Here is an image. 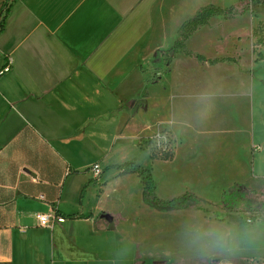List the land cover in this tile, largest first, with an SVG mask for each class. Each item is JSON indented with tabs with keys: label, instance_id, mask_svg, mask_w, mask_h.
I'll use <instances>...</instances> for the list:
<instances>
[{
	"label": "crops",
	"instance_id": "0c3cea01",
	"mask_svg": "<svg viewBox=\"0 0 264 264\" xmlns=\"http://www.w3.org/2000/svg\"><path fill=\"white\" fill-rule=\"evenodd\" d=\"M175 2L8 1L0 30V67L4 56L12 59L10 71L0 77V264H167L166 259H173L167 253L170 247L162 246L156 236H147L150 226L145 217L205 214L160 213L144 205L140 177L112 168L118 164L106 161L100 149L110 130L115 139L121 137L122 146L129 144L118 133L146 116L153 99L160 113L170 118L156 123L176 129L193 153L200 141L224 146L222 152L226 141H233L238 157L250 145L254 149L252 177L247 184L231 186L240 184L264 193V139L259 136L264 133V81L256 74L259 64L233 71L231 86L218 94L204 87L197 95L187 78L186 93L146 96L145 63L171 47L179 26L199 8L213 5L196 9L200 0H188L182 7H174ZM173 17L183 21L166 27L165 21ZM180 59L208 67L238 65L235 58L236 63L210 66L184 56L174 57L169 64ZM184 96L186 103H179ZM220 102L231 104L238 115L231 127L216 111L214 104ZM132 146L136 147V141ZM121 161L131 163L124 156ZM95 165L100 170L97 177L92 171ZM150 175L159 200L191 193H173L164 188L162 178H154L152 171ZM130 176L141 186V209L135 218L123 207L124 182ZM229 187L215 202L191 194L215 204ZM50 212L63 217L64 223L40 227L36 217ZM258 229H264V224ZM258 257L246 256L229 264H252L263 260L264 254ZM224 260L207 264H226Z\"/></svg>",
	"mask_w": 264,
	"mask_h": 264
},
{
	"label": "rangeland",
	"instance_id": "374dc122",
	"mask_svg": "<svg viewBox=\"0 0 264 264\" xmlns=\"http://www.w3.org/2000/svg\"><path fill=\"white\" fill-rule=\"evenodd\" d=\"M187 1L176 0L172 4L174 7H182L187 4ZM200 1L196 9L207 4L227 8L242 0ZM1 18L3 19V17ZM182 21L183 18L176 20L173 17L165 21V26L173 27ZM187 48L208 59L235 58L238 61L237 68L233 66H200L193 61L184 59L172 61L169 65L164 62L153 64L151 60H148L142 68L147 74L146 96L158 92H162L168 97L177 91L179 94H183L187 92V88L193 87V85L196 86L197 95L202 93L204 87L205 91L209 90L210 94H218L221 90L224 91L226 85L227 87L231 86L229 77L233 71L249 68L256 63L259 64L256 66L258 67L256 74L259 79L264 81V5L251 6L243 16L210 20L206 26L199 28L193 34L187 42ZM187 78L191 83L189 87L186 84ZM259 92V97H263V92ZM186 100L184 96L178 102L185 104ZM154 102L155 99L149 101V104L152 105L146 116L136 119L122 134L118 133L117 136H122L129 144L122 146L121 137L115 139L114 135L116 134L112 135L110 130V138L103 139L102 142L105 146L100 148L101 156L107 155L106 161L110 159V163L120 164L122 163L121 157L124 156L126 162H133L140 167L149 164L152 176L157 180L162 178L165 189L172 190L173 193L191 192L212 202L217 201L220 192L233 183L247 184L249 182L252 177L250 157L254 152L250 145L243 147L241 155L238 157L236 155L237 144L233 141H226L225 152H222L224 146L200 141L197 152L193 153L188 144L182 142L176 129L167 128L166 124L156 123L160 120L169 121L170 118L165 116L166 112L160 113L159 103L154 104ZM159 102L163 104L162 101ZM220 103L219 105L214 104L217 107L216 111L220 113L221 120L231 127L233 120H236L238 115L231 104ZM161 107L163 108V105ZM180 115L184 114L180 113ZM182 119H186V116ZM178 131L180 132V130ZM186 134L192 140L189 133ZM261 135H259L260 139H264V133ZM133 138L134 140H132ZM132 141H136V147L132 146ZM189 143L191 144V141ZM237 159L240 163L237 162ZM140 188L138 179L133 176L124 182L126 196L123 207H125L126 214L134 218L141 209H139ZM145 218L150 226V229L145 232L147 236H156L162 246L170 247L167 248V253H170L172 255L170 258L173 257V259H162L167 264H207V262L220 260L223 257L226 259L224 263L229 264L246 256L260 258L258 256L264 254V229H258L256 232L257 239H262L260 244H254L257 242L256 239L251 244H242L240 249L234 252L205 248L193 243L195 233L211 228L235 227L243 232L246 226L251 227L245 217L228 215L222 221H217L211 219L209 215L183 212L168 215H147ZM257 222L264 224V217L258 218L253 225H256ZM187 248H189L188 251H186ZM184 255L189 257L186 258Z\"/></svg>",
	"mask_w": 264,
	"mask_h": 264
},
{
	"label": "trees",
	"instance_id": "16d2710c",
	"mask_svg": "<svg viewBox=\"0 0 264 264\" xmlns=\"http://www.w3.org/2000/svg\"><path fill=\"white\" fill-rule=\"evenodd\" d=\"M8 1L9 0H5L0 8V30L3 26ZM262 5H264V0H244L225 9L213 5L199 8L190 19L184 21L179 26L176 39L171 47L165 51H158L153 55L152 63L160 64L164 62L165 64H169L176 56H184L198 63H205L210 66L226 62L236 63L232 58L206 59L202 55L189 51L186 48V42L199 28L206 26L212 19H227L244 15L249 11L251 6ZM1 17H3V19ZM112 168L127 173H136L143 183V204L160 213L191 211L209 215L211 219L217 221H222L227 214H232L245 217L248 221L251 220L253 223L257 221L258 218L264 217V193H257L240 184H235L223 191L219 202L215 204L191 193H185L169 201H162L159 200L154 193L155 183L150 175L151 167L149 164L140 167L131 162L123 165H114Z\"/></svg>",
	"mask_w": 264,
	"mask_h": 264
},
{
	"label": "clouds",
	"instance_id": "9594fccd",
	"mask_svg": "<svg viewBox=\"0 0 264 264\" xmlns=\"http://www.w3.org/2000/svg\"><path fill=\"white\" fill-rule=\"evenodd\" d=\"M244 231L241 232L235 227L211 228L206 231L194 234L193 243L202 245L205 248L217 249L221 251L234 252L240 249L242 244H251L257 239L256 227L259 222L253 225L251 220L248 221Z\"/></svg>",
	"mask_w": 264,
	"mask_h": 264
},
{
	"label": "built area",
	"instance_id": "2783aa9c",
	"mask_svg": "<svg viewBox=\"0 0 264 264\" xmlns=\"http://www.w3.org/2000/svg\"><path fill=\"white\" fill-rule=\"evenodd\" d=\"M12 66V59L9 56H4V63L0 67V77L7 74ZM160 136V135H159ZM92 171L94 176H99L100 170L97 165L92 167ZM37 222L40 227L42 228H51L54 224H61L64 223L65 219L63 217L58 216L54 212H50L47 214H40L36 217ZM214 264H220V263H214ZM252 264H264V259L261 261L253 262Z\"/></svg>",
	"mask_w": 264,
	"mask_h": 264
}]
</instances>
